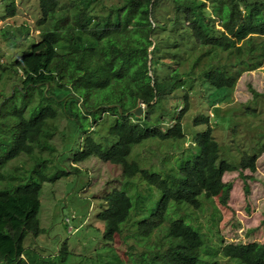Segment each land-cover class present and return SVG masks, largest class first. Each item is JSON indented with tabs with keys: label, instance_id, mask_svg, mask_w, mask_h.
<instances>
[{
	"label": "trees",
	"instance_id": "16d2710c",
	"mask_svg": "<svg viewBox=\"0 0 264 264\" xmlns=\"http://www.w3.org/2000/svg\"><path fill=\"white\" fill-rule=\"evenodd\" d=\"M162 1L37 0L39 39L11 63L20 70V84L11 95L0 89V264H66L71 255L66 250L55 261L24 245L27 234L41 233L42 184L66 173L48 178L37 171L55 160L56 105L67 125L74 124L71 140L82 143L74 162L95 156L122 168L121 187L110 190L97 215L103 222L101 264H128L112 244L117 237L144 240L155 232L160 236L146 244L142 264H220V258L264 264V242L224 244L216 213L207 220L210 229L198 215L205 201L218 196L225 202L232 190L226 175L237 171L245 179L259 155L245 154L235 165L222 158L209 116L201 113L192 122L205 129L192 135V145L182 146L188 91L198 80L203 93L231 91L236 74L222 66L199 75L180 70L203 46L238 54L243 41L248 66L261 65L264 38L255 45L252 36L264 37V0H170L171 14L163 21L155 16ZM6 8L12 14L15 4ZM138 104H145L144 115L131 111ZM154 110L162 115L154 118ZM61 135L65 141L66 133ZM146 142L167 151L140 155L137 147ZM21 155L32 165L8 169Z\"/></svg>",
	"mask_w": 264,
	"mask_h": 264
},
{
	"label": "rangeland",
	"instance_id": "374dc122",
	"mask_svg": "<svg viewBox=\"0 0 264 264\" xmlns=\"http://www.w3.org/2000/svg\"><path fill=\"white\" fill-rule=\"evenodd\" d=\"M10 1L15 4L12 14L6 8ZM66 1L61 0L63 3ZM36 2L37 0H0V71L2 65L7 66L6 71L0 74V89L10 95L12 88L20 84V70L16 72L11 63L39 39V28L36 26L39 12ZM118 2L120 0H104L106 5ZM171 7L170 0H163L155 10L156 18L166 20L171 14ZM252 37L255 45L264 38L258 35ZM240 44L243 46L238 54L203 46L200 50L192 52L180 66L181 71L191 69L192 74L196 75L221 66L236 74V83L231 91L207 89L203 93L199 89V80L195 82L192 91H188L187 107L181 118L186 133L182 146L192 145V135L205 129V124L194 125L192 122L193 118L201 113L209 116L208 124L211 125L213 135L220 145L222 158L235 165L245 154L259 155L256 170H245V179L237 171L226 175V179L232 180V190L225 202L216 196L211 201H205L204 209L198 213L199 221L208 229L209 215L216 213L217 234L222 237L224 244L264 242V152H260L264 143V59L261 65L251 68L248 66L246 43L243 41ZM196 57L197 61L193 64ZM191 64L193 66H190ZM182 106L179 104L176 111H180ZM56 107L58 119L55 122L58 128L51 138V143L56 149L53 151L55 160L50 165H40L37 171L48 178L56 172L66 173L42 184L38 211L41 233L37 237L27 234L24 245L34 249L41 257L55 261L70 253L66 264H101L98 255L102 252L103 222L97 215L107 205L110 190L121 187L122 168L95 156L74 162V154L80 150L82 143L71 140L70 131L74 132V124L70 121L73 126L67 125L60 106ZM146 110L143 104L140 116L144 115ZM161 115L158 110H154L152 114L154 118ZM173 122L172 120L170 123ZM61 131L66 133L65 141ZM166 148L167 146L159 143L146 142L141 143L137 150L140 155L152 157L157 151H167ZM17 165L20 168H29L32 159L21 155L11 161L7 168L12 169ZM159 236L155 232L144 240H121L117 237L112 244L120 258L128 264H142V254H145L148 248L146 244H154ZM122 241H125V244H122ZM131 245L136 247V250L132 249ZM220 264L233 262L220 258Z\"/></svg>",
	"mask_w": 264,
	"mask_h": 264
},
{
	"label": "water",
	"instance_id": "95a60500",
	"mask_svg": "<svg viewBox=\"0 0 264 264\" xmlns=\"http://www.w3.org/2000/svg\"><path fill=\"white\" fill-rule=\"evenodd\" d=\"M152 49V47L150 48V50ZM110 107L111 106H114V105H109ZM119 111L121 112V109H119ZM133 112L134 115L136 116H140V114L142 113L143 111V104H138L134 109L131 110ZM128 114V113H126Z\"/></svg>",
	"mask_w": 264,
	"mask_h": 264
}]
</instances>
